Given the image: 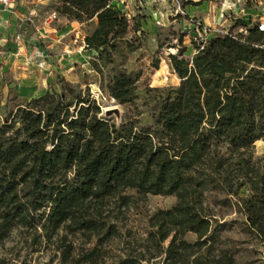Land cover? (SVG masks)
<instances>
[{
    "label": "trees",
    "instance_id": "1",
    "mask_svg": "<svg viewBox=\"0 0 264 264\" xmlns=\"http://www.w3.org/2000/svg\"><path fill=\"white\" fill-rule=\"evenodd\" d=\"M54 8L81 22L96 17L84 40L97 55L127 27L111 0H54ZM194 47L190 58L184 49L168 54L180 84L149 126L137 118L116 124L99 115L93 98L79 97L70 114L72 104L48 92L29 101L51 98L46 108L18 106L16 119L0 118V238L14 225L47 235L82 230L96 238L88 253L94 262L119 235L109 201L128 205L126 189L173 194L176 203L153 215L147 250L113 264L150 262L154 254L147 251L166 240L163 264L190 255L189 264H233L227 249L213 248L216 214L206 196L214 191L264 238V169L253 160L255 141H264V28L256 22L245 33L212 36ZM108 87L120 103L133 102L132 76L115 75ZM187 232L196 234L194 243L184 238Z\"/></svg>",
    "mask_w": 264,
    "mask_h": 264
},
{
    "label": "rangeland",
    "instance_id": "2",
    "mask_svg": "<svg viewBox=\"0 0 264 264\" xmlns=\"http://www.w3.org/2000/svg\"><path fill=\"white\" fill-rule=\"evenodd\" d=\"M186 3L187 0H132L124 5L120 1L119 4L112 2L124 12L127 27L110 47L95 55L91 60V71L84 73L82 68L68 77L56 75L53 80L46 81L45 89L32 92L30 98H19L12 88L5 92L0 86L1 120L9 115L16 119L18 106L35 110L46 108L51 98L29 101L48 92L62 95L64 104H72L70 114L74 113L78 98L86 97L95 99L100 106V116L116 124L137 118L141 125H151L163 98L180 84L168 57L170 52L184 49L183 56L190 58L196 51L194 46L207 38L229 32L245 33L256 22L264 28V0H217L214 7L219 8V16L210 15L214 21L208 27L192 21L194 18L184 10ZM222 8H229L228 18L224 17ZM232 23L237 26L235 29ZM84 28L90 31L89 21ZM121 73L134 78L131 103H120L109 92L108 86L114 76ZM3 80H8V76ZM16 136L24 138L23 133ZM253 150V160L264 169V141H255ZM246 192V187L240 191L241 194ZM125 193L131 198L128 205H121L118 198L109 201V215L117 222L119 235L104 243L94 256V262L89 261L88 253L97 246L96 238L88 237L82 230L58 229L47 235L39 227L14 225L0 238V264H113L125 255L144 252L153 215L160 209H170L176 203V196L139 194L134 189H126ZM206 197L216 214L213 220L214 250L227 249L233 256V264H264V238L247 226L243 216L224 199L226 196L214 191ZM184 238L194 243L197 236L187 232ZM167 244L168 240L162 243L163 247L147 251V256L154 254V257L142 264H163ZM188 258L192 255L185 256V262L177 264H189Z\"/></svg>",
    "mask_w": 264,
    "mask_h": 264
},
{
    "label": "crops",
    "instance_id": "3",
    "mask_svg": "<svg viewBox=\"0 0 264 264\" xmlns=\"http://www.w3.org/2000/svg\"><path fill=\"white\" fill-rule=\"evenodd\" d=\"M119 1L124 5L132 0L113 2ZM216 1L197 0L184 5V10L193 22L208 27L212 17L219 16ZM52 6L54 0H18L14 10L0 12V86L5 92L12 88L19 98H28L32 92L45 89L46 81L56 75L68 77L82 68L84 73L91 71L97 52L86 48L84 38L95 28L96 17L89 20L90 31H85L86 22L60 14ZM222 10L228 18L229 8ZM29 14L32 21L24 20ZM231 26L237 27L234 23ZM5 76L8 80H3Z\"/></svg>",
    "mask_w": 264,
    "mask_h": 264
},
{
    "label": "built area",
    "instance_id": "4",
    "mask_svg": "<svg viewBox=\"0 0 264 264\" xmlns=\"http://www.w3.org/2000/svg\"><path fill=\"white\" fill-rule=\"evenodd\" d=\"M113 1L114 0H111V2ZM17 2L18 0H0V12L14 10L16 8ZM31 15L32 14L24 15L23 19L26 21H32ZM16 40L20 42L21 36L20 35L16 36Z\"/></svg>",
    "mask_w": 264,
    "mask_h": 264
}]
</instances>
